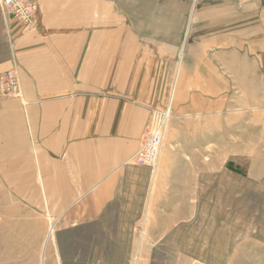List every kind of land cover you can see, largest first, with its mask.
<instances>
[{
	"label": "crops",
	"instance_id": "obj_1",
	"mask_svg": "<svg viewBox=\"0 0 264 264\" xmlns=\"http://www.w3.org/2000/svg\"><path fill=\"white\" fill-rule=\"evenodd\" d=\"M33 1L34 30L0 6V76L16 69L22 91L0 97V188L44 223L96 224L129 187L146 198L198 161L194 134L181 151L182 125L210 137L232 102L264 100V0ZM167 110L156 170L138 166L153 116ZM170 210L142 209L141 226L194 216Z\"/></svg>",
	"mask_w": 264,
	"mask_h": 264
},
{
	"label": "rangeland",
	"instance_id": "obj_2",
	"mask_svg": "<svg viewBox=\"0 0 264 264\" xmlns=\"http://www.w3.org/2000/svg\"><path fill=\"white\" fill-rule=\"evenodd\" d=\"M257 103L232 102L211 123L224 131L210 137L182 125L184 154L193 134L197 140L190 171L159 177L146 198L127 188L96 224L44 223L0 188V264H264V100ZM151 206L168 216L172 208H192L194 216L175 228L141 226L142 209Z\"/></svg>",
	"mask_w": 264,
	"mask_h": 264
},
{
	"label": "built area",
	"instance_id": "obj_3",
	"mask_svg": "<svg viewBox=\"0 0 264 264\" xmlns=\"http://www.w3.org/2000/svg\"><path fill=\"white\" fill-rule=\"evenodd\" d=\"M0 6L15 22L27 30L35 29L38 5L33 0H0ZM22 94L19 74L12 69L0 76V97L20 98ZM171 114L167 110L156 113L151 122V131L133 160L138 166L155 171L161 157Z\"/></svg>",
	"mask_w": 264,
	"mask_h": 264
},
{
	"label": "bare ground",
	"instance_id": "obj_4",
	"mask_svg": "<svg viewBox=\"0 0 264 264\" xmlns=\"http://www.w3.org/2000/svg\"><path fill=\"white\" fill-rule=\"evenodd\" d=\"M50 233H52V228L50 229Z\"/></svg>",
	"mask_w": 264,
	"mask_h": 264
}]
</instances>
